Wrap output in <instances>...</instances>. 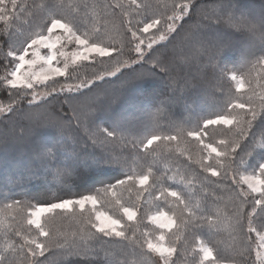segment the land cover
Segmentation results:
<instances>
[{"label":"trees","instance_id":"1","mask_svg":"<svg viewBox=\"0 0 264 264\" xmlns=\"http://www.w3.org/2000/svg\"><path fill=\"white\" fill-rule=\"evenodd\" d=\"M117 2L126 8L129 5V0H18L24 11L19 12L18 9L20 18L14 19L10 26L8 43L13 46V50L20 49L26 37L37 32H45L46 24L53 17L74 21L80 27L79 34L87 33L88 38L91 39L93 28L99 20L105 25L107 33L104 43L122 47L121 60L135 59L136 53L133 50L131 34L124 35L125 28L121 26L124 18L119 11L112 15L111 9L106 7ZM137 3L149 5L150 19L166 18L171 15L173 4L195 3L197 8L190 9L193 19L189 20L186 17L183 22L184 27L179 33L169 34L168 40L154 45L153 50H149L152 55L146 68L137 69L138 72L146 71L153 59H160L163 55L170 68L167 77L159 74L139 80L133 79L128 74L119 79L107 77L106 80L97 81V86L87 93L86 97L81 98L82 101H86L90 97L95 102L98 110L93 116L94 125L117 132V140L111 142L109 147L111 154L127 161L126 168L106 162L107 155L103 154V149L99 145H93L85 131L86 126L68 127L62 134L52 127H34L30 134L26 131L23 137L27 139L30 136L35 139L30 145H26L27 141H23V138H17L16 131L7 135L4 143L0 144V221H2L0 253L4 250L6 234L8 240L17 244L22 243L14 237L12 228L16 226H19L23 234L30 238H38V231L27 224L29 203L34 205L39 201L54 202L58 197L72 198L78 193L94 194L96 189L123 178L126 172L135 175L147 171L149 167L153 168L156 174L168 171L169 174H177L178 177L183 175L185 181L181 183L177 180V187L184 192L186 198L191 199L194 207L207 208L218 220V226L211 231L207 227L196 226L188 230L181 227L180 231L163 230L166 241H175L179 238L181 254L177 264L192 263L185 257L198 240L212 247L214 254L220 260L238 259L240 252L245 254L249 246L251 248L252 234L250 238L247 235L242 238L239 232L232 228L231 218L236 200L231 179L209 177L199 164L201 146L197 141L189 143L185 136L187 131L202 124L204 119L225 113L227 103L236 95L234 84L219 74L213 75L197 58L196 51L199 46L212 36L231 40L232 46L220 53L218 64L223 67L239 68L245 52L252 51L257 55H264V44L259 40H250L244 33L225 29L217 24V17L223 15L218 7L221 0H137ZM223 3L237 14L247 15L264 29V0H223ZM129 19L133 24L142 21L139 27L143 26V22H147L143 15H132ZM205 24L210 26L206 28ZM157 27L165 29L167 25L158 24ZM4 28L5 25L0 22V30ZM158 34L160 32L154 28L151 33L143 34V38L155 37ZM7 51L8 48H0V61L4 59ZM114 64L115 61H107V58H96L95 61L85 62L84 65L76 68L73 76L88 79L92 77L94 71L99 75L101 69L110 70ZM5 75V67L0 65V105L6 106L7 109L11 101L5 98L10 95L2 79ZM260 76H264V73L256 69L248 77L257 93L264 91V87H260L264 84ZM55 79L62 84L63 77ZM172 82L175 83L170 86ZM51 84L52 81H49L35 87V90L49 92ZM56 87L58 88L59 84ZM103 91L105 93L103 97L93 98V95ZM65 95L60 94L48 104L31 111L43 113L51 108H59L65 100ZM24 103L26 104V101ZM36 103L40 104L41 100ZM80 106L87 111L84 103ZM81 119L83 120V117ZM9 126H19L21 129L29 125H26L23 117L18 114L5 119V113H1L2 133H5ZM224 133L225 126H211L207 136L212 141H218L225 138ZM151 134H173L180 139L178 143L154 142L148 151H144L140 142ZM134 144L136 147H133ZM261 145H264V136L257 133L253 157H246L241 172L244 169L250 172L256 159H264V147ZM45 148L50 149L51 154H45L43 151ZM185 150L186 154L181 155ZM75 152H79L84 158L81 159ZM188 156L191 157V163L188 161ZM60 167L70 168L72 175L67 178L60 177L56 172ZM188 181L191 183L189 184ZM129 195L127 186L117 189L116 196L101 193V203L98 204V208L119 217L122 213L116 200L128 206L134 202L129 200ZM13 200L21 201L24 208L22 215H18L15 210L4 211V205ZM170 206L174 207V205ZM91 213V210L82 213L81 210L76 209L59 214H48L45 228L46 230L51 228L54 236L61 234L58 237L61 243L66 242V246L82 252L90 251L100 258L81 259L65 256L64 264H115L116 261L120 264H156V257L148 252L144 243L146 239L155 237L161 230L149 224L146 216L143 222L139 219L132 222L125 220L124 228L131 229L126 233L129 240L115 243L98 238L94 230L89 232V219H94L93 214L90 216ZM141 215L143 213H138V216ZM41 222H45L44 217ZM253 226L258 231L264 228V212H261L259 207L253 216ZM29 227L32 228L31 232L28 231ZM246 230L247 222H245ZM145 232L150 233V236L146 237ZM241 239L244 240L243 245L240 243ZM50 259L56 260L58 257L53 256Z\"/></svg>","mask_w":264,"mask_h":264},{"label":"snow or ice","instance_id":"2","mask_svg":"<svg viewBox=\"0 0 264 264\" xmlns=\"http://www.w3.org/2000/svg\"><path fill=\"white\" fill-rule=\"evenodd\" d=\"M106 7L111 9L112 15L119 11L124 18L121 21V26L125 28L124 35L131 34L134 43L133 50L136 53L135 59L121 60L123 48L117 47L115 44L104 43L107 33L105 25L101 24L99 20L96 21V26L93 28L92 38L89 39L87 33L79 34L80 27L74 21H66L62 17L51 18L46 24V33L41 31L26 37L21 48L13 50V46L8 43L7 39L10 35V26L14 19L20 18L19 12H23L24 8L18 4V0H0V22L5 25V28L0 30V48H8L0 65L5 67L6 75L2 79L10 94L5 98L11 101L7 109L0 105V113H5V119L18 114L23 117L25 124L29 125L21 127L17 138H23L26 131L30 134L34 127H52L62 134L65 128L86 126L85 131L93 145H99L103 149V154L107 155L106 162L126 168L127 161L120 159L118 155L111 154L109 147L111 142L117 140V132L94 125L93 116L98 110L95 102L90 97L86 101H82L81 98L86 97L87 93L97 86V81L106 80L107 77L119 79L125 74L135 80L155 74L167 77L170 68L163 55L160 59H153L151 66L147 67L146 71H137V69L146 68L149 57L152 55L151 51L145 53L143 34L149 33V30L154 28L161 33L158 39L149 37L146 47L153 50L154 45L160 41L168 40L169 34L179 33L184 27L183 22L186 17L189 20L193 19L190 9L195 10L197 5L195 3L173 4L172 14L160 19H150L149 5L138 4L137 0H129L127 8L119 2ZM218 7L223 13L222 16L217 17L218 25L225 29L244 33L250 40H259L264 44V29L247 15L237 14L233 9L224 5L223 0ZM132 15H143L147 22H143V26L139 27L142 21L133 24L129 19ZM153 15L155 14L153 13ZM158 24H166L167 27L161 29L157 27ZM197 26L199 27V24ZM209 26L205 24L206 28ZM62 40L65 43H61ZM137 40L139 42L135 43ZM66 44H74V50L64 51ZM230 46H232L231 40L212 36L196 51L197 58L207 66L213 75L219 74L234 84L236 95L231 102L227 103L225 113L216 114L214 118L204 119L202 124L187 131L185 139L189 143L197 141L201 146L199 164L204 172L209 174V177L231 179V187L235 192L236 200L231 218L233 230L238 231L242 238L245 235L250 238L251 234L255 232L261 241L259 247L264 248V233L253 226V216L257 207L261 212H264V159H256L250 172L248 169L241 172L242 166L246 163V157H253L257 133L264 136V91L257 93L248 79L256 69L264 73V55L247 51L244 53V59L239 68L223 67L218 64V57L225 48ZM41 48L47 49L46 55L40 54L39 49ZM90 57L93 59L96 57L107 58V61H115V64L110 70L101 69L99 75L94 71L92 77L88 79H80L79 76L70 74V63L76 65L80 61H89ZM59 58H62V61ZM37 65L39 66L36 67ZM66 73H68L67 76ZM55 77H66L68 80L79 79L80 82L60 84L58 80L53 79ZM260 79L264 80V76H260ZM50 80L52 81L50 91L41 97V103L37 104L38 94L31 90L35 85ZM173 83L175 82L170 83V86ZM57 84H59V88L56 87ZM260 87H264V84ZM172 88L175 90L174 87ZM60 94L66 95L59 108H51L43 113L31 111V109H39L42 105L48 104L51 99ZM82 103L86 104L87 111H84L80 106ZM211 126H225V138L212 141L207 136ZM179 139L180 137L173 134H151L140 142V146L144 151H148L154 142L178 143ZM133 147L136 145L134 144ZM43 151L45 154H51L50 149L45 148ZM75 154L81 159L84 158L79 152H75ZM185 154L186 150L181 152V155ZM188 161L191 163L190 156H188ZM56 172L63 178L72 175V170L67 167H60ZM177 180L183 183L185 177L169 174L168 171L156 174L153 168L149 167L147 171L135 175L126 172L123 178L96 189L94 194L78 193L72 198L58 197L54 202L39 201L34 205L29 203L27 205V224L35 226L38 238H30L23 234L19 226L12 228L14 237L22 243L17 244L8 240L6 234L4 250L0 253V264H64L63 257L65 256L100 259L90 251L82 252L66 246V242L61 243L58 238L61 234L54 236L51 228L48 230L45 228L48 214L75 211L77 208L83 213L91 206L90 216L94 214V219H89V232L94 230V234L98 238L108 239L115 243L129 240L126 233L131 229L124 228L125 220L132 222L139 219L143 222L145 216L149 224L155 225L160 230H169V232L180 231L181 227L185 230L193 226L207 227L209 231L216 228L218 220L214 218V214L207 208L194 207L191 199L186 198L184 192L177 187ZM188 183L190 184L191 181ZM123 186H127L130 193L129 200L134 202L125 206L120 200H116L122 213L121 216L116 217L107 211L97 210V205L101 203V193L116 196L117 189ZM170 205H174V207ZM8 210H15L18 215H22L24 212L20 200H13L5 204L4 211L8 212ZM138 213H143V215L138 216ZM42 217L45 218L44 223L41 222ZM245 222H247L246 231ZM28 231L31 232L32 228L29 227ZM144 235L148 237L150 233L145 232ZM240 243L243 245L244 240L241 239ZM144 246L150 254L156 257V264H177L181 254L179 238L175 241H166L163 231L155 240L146 239ZM198 251L199 264H223V261L218 260L214 254L213 248L207 244L201 242ZM248 251L251 252L250 246ZM53 256L58 259H50ZM115 264H120V262L116 261ZM229 264H249V258L240 252L239 258L230 260ZM256 264H264V253L256 252Z\"/></svg>","mask_w":264,"mask_h":264},{"label":"rangeland","instance_id":"3","mask_svg":"<svg viewBox=\"0 0 264 264\" xmlns=\"http://www.w3.org/2000/svg\"><path fill=\"white\" fill-rule=\"evenodd\" d=\"M166 29V28H165ZM151 30L152 29H150L149 30V33H151ZM45 33H46V31H45ZM149 33H147V34H149ZM57 34H59V33H57ZM161 34V33H160ZM160 34H158L157 36H155V38L156 39H158V37H159V35ZM154 37V36H153ZM144 49H145V53H147L148 51H149V49H147V43L149 42V36H145L144 38ZM139 42V40H137V41H135V43H138ZM160 42H163V41H160ZM159 42V43H160ZM61 43H65V41L64 40H62L61 41ZM58 47H59V45H58ZM74 48H75V45L74 44H66V46H65V48L63 49L64 51H66V52H71L72 50H74ZM39 51H40V54L41 55H46L47 54V49H43V48H41V49H39ZM96 58H100V57H96ZM95 58V59H96ZM60 59V61H62V58H59ZM95 59H93V58H91L90 57V59H89V61H80V62H77V64L76 65H72L71 63H70V65H69V69H70V71H71V75H73L74 74V70H76V68H78V67H80V66H82V65H84L85 64V62H93V61H95ZM54 63H57V62H54ZM39 65H37L36 67H38ZM67 74L68 73H66V76H67ZM55 78H57V77H55ZM54 78V79H55ZM51 81V80H50ZM62 84H66V83H73V84H75V83H79L80 81H74V82H69L66 78H64L63 77V79H62ZM72 81V80H71ZM47 82H49V81H47ZM47 82H45V83H47ZM45 83H43V84H45ZM39 85H42V84H37V85H35L34 86V89H32V91H34V92H36L37 94H38V99H37V101L36 102H38V101H40L41 99V97H43L46 93H47V91H45V90H35V87H37V86H39ZM59 88V87H58ZM105 95V93H104V91L102 92V93H98V94H95V95H93V98L94 99H96V98H99V97H103ZM92 97V96H91ZM84 106H86V104H84ZM5 109H6V106H3ZM42 113V112H41ZM1 114V113H0ZM19 130H20V128H19V126H9L8 127V129H7V131L5 132V133H2L3 131L2 130H0V144H2V143H4V140H6V136L7 135H10L11 133H13L14 131H16L17 133H19ZM2 138V139H1ZM10 139H12V140H14V138H11V137H9ZM16 140V139H15ZM27 141V143H26V145H30V144H32V143H34L35 142V139L33 138H30V136L26 139V137L25 138H23V141ZM29 142V143H28ZM239 178V177H238ZM78 210H80L79 208H77ZM88 211L89 210H91L92 211V209H91V206H89L88 207V209H87ZM97 210H99V211H104V210H101V209H99L98 208V205H97ZM110 214V213H109ZM110 215H112V214H110ZM93 216H94V214H93ZM114 216V215H113ZM41 220H42V218H41ZM34 228H35V226H33ZM263 230L262 231H260L261 233H264V228H262ZM161 231H163V230H161ZM161 231H160V233L159 234H157L155 237H153V238H151V239H153V240H155V238L157 237V236H159L160 234H161ZM248 239V238H247ZM250 242H251V252L249 253V251L247 252V253H245L244 255H245V257H248L249 258V264H256V252L257 251H260L261 253H264V248H260L259 247V245H260V243H261V241H260V239H259V237H258V235L254 232V233H252V238H251V240H250ZM204 243V242H203ZM206 244V243H205ZM200 245H201V241H197V243L193 246V248H192V250H190L189 251V254L185 257L187 260H189L190 262H192L191 264H199V261H200V255H199V247H200ZM209 246V245H208ZM248 249V248H247ZM213 251H214V249H213ZM218 258V257H217ZM218 260H220V259H218ZM233 260V259H232ZM220 261H223V264H229V261L228 260H225V259H223V260H220Z\"/></svg>","mask_w":264,"mask_h":264}]
</instances>
